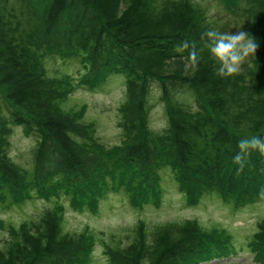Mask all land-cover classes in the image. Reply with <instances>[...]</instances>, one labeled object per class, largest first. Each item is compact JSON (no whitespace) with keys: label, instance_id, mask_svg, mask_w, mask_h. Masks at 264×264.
I'll return each instance as SVG.
<instances>
[{"label":"trees","instance_id":"obj_1","mask_svg":"<svg viewBox=\"0 0 264 264\" xmlns=\"http://www.w3.org/2000/svg\"><path fill=\"white\" fill-rule=\"evenodd\" d=\"M219 2L231 14L242 4L245 32L259 45L248 73L216 75L217 62L200 51L201 34L214 26L194 0H0V202L39 196L60 202L68 195L78 211L95 213L119 194L135 208L159 206L165 167L192 205L213 192L237 208L263 199L264 157L253 152L240 173L233 157L240 139L264 138V0ZM185 40L195 42L198 66L163 72L168 60L187 59L191 47L173 50ZM51 58L75 66V75H53L46 67ZM115 76L125 78L126 98L118 109L121 141L109 146L85 121L87 105L65 104L75 90L95 91ZM154 84L166 118L160 132L150 123ZM17 125L36 141L30 169L9 155ZM63 212L57 204L37 224L21 227L0 220L8 237L0 243V264H97L96 236L65 231ZM147 228L140 222L136 230L150 235ZM173 228L186 232L161 253L141 246L130 257L104 243L107 264H203L232 254L223 230L194 220L156 229ZM248 248L264 264V219Z\"/></svg>","mask_w":264,"mask_h":264},{"label":"rangeland","instance_id":"obj_2","mask_svg":"<svg viewBox=\"0 0 264 264\" xmlns=\"http://www.w3.org/2000/svg\"><path fill=\"white\" fill-rule=\"evenodd\" d=\"M194 1L204 8L215 29L233 34L238 31L245 32L244 26L247 18L243 13L242 4L238 14H231L224 10L219 0ZM46 67L57 77L65 74L75 75V66H67L64 62L52 58L46 60ZM250 67V62H246L242 65L240 73H248ZM179 69L193 71L188 60L183 57L168 60L163 64V72L179 71ZM125 86V78L115 76L105 86L95 91L75 90L71 95V100L65 104V108H80L87 105L85 121L95 123L100 139L105 144L114 146L121 141L118 109L126 98ZM159 96L160 92L154 84L150 97V102L153 104L150 123L155 130L160 132L165 128L166 118L164 104L161 103ZM178 99L185 104L192 105L193 103V99L187 95L179 94ZM35 148V139L28 136L25 130L18 125L15 126L10 136V157L17 164L30 169L34 165ZM160 174L165 193L159 206L148 204L135 208L129 205L125 196L117 194L105 198L99 210L94 213L78 211L77 205L71 204V196L68 195L61 197V204L59 198L55 196L50 198L26 197L18 200L8 198L5 202H0V220L14 227H21L25 222L37 224L46 210L57 204H63L65 231L81 233L88 229L96 236L93 261L97 260V264H107L103 254L104 243L120 253L130 254V257L134 256L141 246L149 248L150 251L153 250L154 254L159 251L161 253L170 243L185 234L186 230L156 228L194 220L203 229L223 230L228 237H231V243L234 246L229 257L213 259L205 262L206 264H260L253 261L248 243L258 231L259 222L264 219V198L252 205L237 208L234 202L225 200L217 192H210L211 194H205L199 203L192 205V202H189L179 190L169 167L162 168ZM140 222L148 226L150 235L143 234V230H139L140 233H138L136 229ZM41 228L42 225L37 228L38 231ZM7 239L5 231L0 230V243ZM10 241L13 242L14 239ZM9 243L1 245L8 246Z\"/></svg>","mask_w":264,"mask_h":264},{"label":"clouds","instance_id":"obj_3","mask_svg":"<svg viewBox=\"0 0 264 264\" xmlns=\"http://www.w3.org/2000/svg\"><path fill=\"white\" fill-rule=\"evenodd\" d=\"M203 46L200 51L207 49L211 57L217 62L216 75L219 77H232L238 75L242 70V65L255 56L259 47L256 40L244 31L236 33L221 32L215 28L206 30L200 36ZM191 47L187 60L193 66H198L200 56L195 42L181 41L174 47V52L183 53ZM238 152L233 157V163L238 166L237 172H243L249 163L253 152L264 157V138L251 136L238 141ZM264 198V189L259 192Z\"/></svg>","mask_w":264,"mask_h":264}]
</instances>
